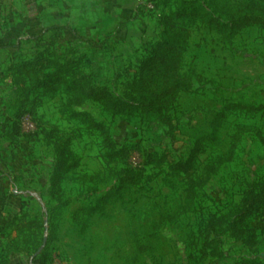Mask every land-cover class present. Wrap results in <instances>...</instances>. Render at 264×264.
<instances>
[{
    "label": "rangeland",
    "instance_id": "rangeland-1",
    "mask_svg": "<svg viewBox=\"0 0 264 264\" xmlns=\"http://www.w3.org/2000/svg\"><path fill=\"white\" fill-rule=\"evenodd\" d=\"M149 1L153 8L146 7ZM172 6L173 0H0V264H188V254L199 247L200 219L238 201L249 183L264 180V146L256 131H246L233 160L197 190L189 209L180 208L182 193L173 192L165 182V166L144 165L143 178L121 201L109 205L105 214L82 215L83 228L72 221L74 209L91 205L115 182L78 179L104 167L102 138L98 131L61 114L62 94L33 102L29 96L22 105L13 68L25 60L43 64L54 59L68 64L72 73L88 83L119 94L160 36V18ZM56 24L75 28L103 45L94 48L63 29L42 33ZM185 70L191 74L192 87L180 95L173 110V129L159 121L110 117L93 103L76 108L104 122L117 147L137 145L184 160L195 139L208 133L210 120L223 105L264 104V30L247 28L232 44H224L216 32L196 27ZM21 106L23 114L18 117ZM234 122L257 126L264 135V115L236 112L220 132L223 143ZM51 127L73 134L71 149L79 160L62 182L71 202L59 218H51L55 202L48 194L55 163L53 139L48 135ZM131 151L136 165L141 161L139 149ZM162 215L173 218L164 217L157 238L150 241L152 250L135 261L134 240L143 243L151 222ZM249 225L261 234L255 252L224 235V258H208L201 264H238L248 257L264 261V209Z\"/></svg>",
    "mask_w": 264,
    "mask_h": 264
},
{
    "label": "trees",
    "instance_id": "trees-1",
    "mask_svg": "<svg viewBox=\"0 0 264 264\" xmlns=\"http://www.w3.org/2000/svg\"><path fill=\"white\" fill-rule=\"evenodd\" d=\"M206 4L202 0H173L172 8L160 18V36L150 44L137 72L119 94L112 93L107 86L88 83L81 75L72 73L68 64L58 60H48L43 64L35 60H25L14 66L13 81L23 96L22 105L29 101V96H33V102L43 97L62 94L64 103L61 114L69 121L98 131L102 138L104 167L99 172L85 174L78 179L90 183L107 184L113 179L115 182L105 193L97 196L91 205H81L72 211V221L81 228L85 226L82 215L88 218L103 215L109 205L121 201L143 178L141 167L144 165L167 168L165 182L173 192L180 190V208L186 210L191 207L197 190L217 175L224 164L233 160L242 133L256 131L264 146V135L260 128L242 122L231 124L227 143H223L220 136L231 114L238 112L264 115V104L253 106L230 102L223 105L210 120L208 133L197 137L188 156L180 161L170 159L167 154L147 152L137 145L117 147L104 122L96 120L89 112L76 108L85 103H93L110 117H136L146 123L159 121L168 129H173V110L180 95L192 87L191 74L185 70V55L193 30L200 26L206 27L216 32L224 44H232L234 38L247 28L264 30V0H206ZM51 29L67 30L75 37L89 42L94 48L103 45L102 42L80 35L75 28L68 25L47 26L42 33ZM22 108L21 106L18 111V117H22ZM18 130L19 127H16V131L20 133ZM48 135L53 139L51 144L55 154L48 187L49 197L55 202L51 218H59L71 202L65 194L62 182L78 167L79 160L71 149L74 138L71 132H62L51 127ZM133 148L139 149L138 155L141 159L136 165L131 160ZM208 150L211 152L208 153ZM212 150L217 152L213 153ZM118 163L122 166L116 167L115 164ZM263 209L264 180H259L249 183L238 201L227 205L221 211L207 212L197 227L199 247L196 253L188 254V264H201L208 258L223 259L224 235L255 252L261 234L256 227L249 225V220ZM164 217L173 218L162 215L157 221L151 222L143 243L134 240L135 261L142 253L152 250L153 244L150 241L157 238L156 230ZM238 264H264V261L258 257H248L241 259Z\"/></svg>",
    "mask_w": 264,
    "mask_h": 264
},
{
    "label": "built area",
    "instance_id": "built-area-1",
    "mask_svg": "<svg viewBox=\"0 0 264 264\" xmlns=\"http://www.w3.org/2000/svg\"><path fill=\"white\" fill-rule=\"evenodd\" d=\"M147 8H153V2L149 1L148 4H146Z\"/></svg>",
    "mask_w": 264,
    "mask_h": 264
}]
</instances>
